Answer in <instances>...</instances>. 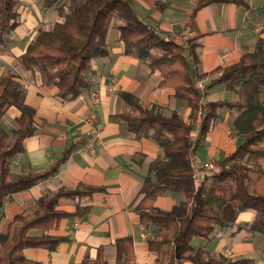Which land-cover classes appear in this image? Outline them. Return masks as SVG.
<instances>
[{
  "label": "trees",
  "instance_id": "16d2710c",
  "mask_svg": "<svg viewBox=\"0 0 264 264\" xmlns=\"http://www.w3.org/2000/svg\"><path fill=\"white\" fill-rule=\"evenodd\" d=\"M44 10L56 12L60 21L50 29H39L17 58L22 70L38 73L40 83L57 88V98L72 100L90 84L84 76L92 60L108 54L106 44L110 25L118 33L125 56L138 59L150 72L160 76L159 87H171L174 96L184 100L190 109L184 122L177 112L169 116L161 107L144 106L129 92H119L130 110L111 115L122 123L135 139L154 141L162 156L149 165L133 206L140 226H154L148 239V250L156 255L157 264H250L249 260L223 261L202 248L195 249L194 239H207L215 225L227 227L221 210L234 203L238 211L252 210L254 219L249 230L264 236V40L258 39L253 50L242 48L239 60L218 66L209 72H198L197 44H177L168 34L140 20L131 0H42ZM210 4H233L246 7V0H196L190 17ZM20 0H0V48L8 47L14 30L20 25ZM197 82H205L200 90ZM223 85L235 98L202 103L206 90ZM22 86L7 71L0 75V213L14 193L28 190L53 176L68 156L82 142L68 146L62 156L41 172H11L12 158L23 152V142L36 131L35 109L19 103ZM20 109L18 128L7 132L1 118L6 109ZM221 110L235 113L232 132L240 139L235 149L214 163L218 172L205 174L198 181L189 156L202 145L206 134L221 120ZM194 136V138H192ZM102 188L79 184L74 189L58 188L44 194L28 214L14 216L0 234V264H37L24 257L26 248L54 251L66 237L48 234L64 218L83 217L89 206L77 207L73 213L57 209L62 198L90 196ZM166 192L183 194V200L169 210L156 208L155 199ZM38 229L41 235H29ZM114 264H136L132 239H115ZM82 264H108L103 247L94 259Z\"/></svg>",
  "mask_w": 264,
  "mask_h": 264
},
{
  "label": "crops",
  "instance_id": "0c3cea01",
  "mask_svg": "<svg viewBox=\"0 0 264 264\" xmlns=\"http://www.w3.org/2000/svg\"><path fill=\"white\" fill-rule=\"evenodd\" d=\"M131 1L145 24L168 34L179 45L184 46L188 40L197 44L199 63L196 69L200 73L237 62L242 48L251 51L258 39L264 40V0H246V7L210 4L198 10L193 18L190 13L196 0ZM37 25L29 16L22 19L20 16V25L12 34L13 47L10 50L13 54L0 49V63L7 67L0 71V75L9 71L21 84L19 103L35 109L34 125L37 129L24 140L23 152L12 158L10 170L16 174L41 172L59 159L68 146L76 142L82 144L59 165L53 176L10 196L0 213V234L5 232L14 216L35 210L37 200L44 194L60 187L74 189L84 184L102 188V191L75 199L62 198L57 209L73 213L79 206H89L88 214L64 218L56 228L48 231L50 235L68 240L51 252L43 248H26L24 257L37 264H82L85 258L94 259L98 248L103 247L105 260L114 264L115 239L129 236L135 263L157 264L156 255L148 250V239L155 227L142 228L133 206L140 198L139 190L149 165L162 156V150L152 140L135 139L111 115L130 110L128 104L119 98V92L134 94L144 106L161 107L165 116L175 111L184 122L188 121L190 109L184 100L174 96L173 88L158 86L160 76L157 71L150 72L138 59L123 55L119 33L112 25L106 38L108 54L92 60L89 70L84 72L89 88L83 89L75 99L60 100L56 96L57 88L41 85L37 72L13 66V61L32 40L31 36L37 35ZM258 25L261 26L259 30L256 29ZM200 83L205 87V82ZM233 99L234 94L223 85H215L206 90L202 103ZM220 113L221 120L191 154L200 164L221 160L240 141L230 133L235 113L225 110ZM19 115L20 109L16 105L6 109L1 124L7 132L18 128ZM90 121L101 124L98 137L92 141L93 151L87 147ZM193 169L198 181L208 173L199 166ZM183 197L178 192H166L158 196L153 205L169 210ZM221 216L228 226L215 225L207 239H194L193 247L202 248L223 261L249 260L250 264H264V236L249 230L254 212L238 211L234 203L229 202L222 208ZM41 233L38 229L29 231L32 236ZM226 250L231 251L230 256Z\"/></svg>",
  "mask_w": 264,
  "mask_h": 264
},
{
  "label": "rangeland",
  "instance_id": "374dc122",
  "mask_svg": "<svg viewBox=\"0 0 264 264\" xmlns=\"http://www.w3.org/2000/svg\"><path fill=\"white\" fill-rule=\"evenodd\" d=\"M42 5H43L42 0H26V2L25 1L22 2V0H20V5L18 8L21 19L25 18L26 16H29L31 19H33L35 22L38 23L37 27L35 28L38 31H39V29H50L51 26L55 22L60 21V18L58 16L56 17L55 11H53V10L46 11L43 9ZM34 37L35 36H33V35L31 36L32 39ZM12 47H13V45L10 44L8 47L0 48V49L2 52L13 54L10 50ZM18 49H20V48H18ZM13 63H14L13 66H17V67L19 66V61L17 58L13 61ZM6 68L7 67H5L3 63H0V71L1 70L4 71ZM19 68H20V66H19ZM1 74H3V72ZM197 84H198V82L195 84L196 87H197ZM203 89H204V87H203ZM234 98H235V96H234ZM230 133L233 134L232 128L230 129ZM231 137H233V135H231ZM192 138H194V136H192ZM263 166H264V162H263ZM206 172H208L207 174L210 173L209 171H206ZM228 251H230V250H228ZM230 253H231V251H230Z\"/></svg>",
  "mask_w": 264,
  "mask_h": 264
},
{
  "label": "built area",
  "instance_id": "2783aa9c",
  "mask_svg": "<svg viewBox=\"0 0 264 264\" xmlns=\"http://www.w3.org/2000/svg\"><path fill=\"white\" fill-rule=\"evenodd\" d=\"M261 26H257L256 29L259 30ZM186 34H188V31H185ZM185 37V36H184ZM185 39H188V37L186 36ZM197 88L200 89V90H203V86L201 85L200 82H198L197 84ZM92 95L96 98V93H92ZM90 130L88 131L87 135L90 137V141L87 143V147L93 151L94 148H93V143L92 141H95L94 139H96L99 135V131L101 129V124L100 123H97V122H93V121H90ZM192 154V153H191ZM190 154L189 156V159H190V163H191V166L193 168H197L198 166L205 169V170H208L209 172H218L219 171V167L215 164V163H211V162H204L202 164H200L198 162V160H196L195 157H193L192 155ZM226 254L227 256H230L231 253L230 251H226Z\"/></svg>",
  "mask_w": 264,
  "mask_h": 264
}]
</instances>
